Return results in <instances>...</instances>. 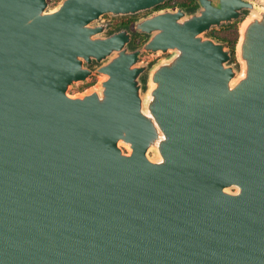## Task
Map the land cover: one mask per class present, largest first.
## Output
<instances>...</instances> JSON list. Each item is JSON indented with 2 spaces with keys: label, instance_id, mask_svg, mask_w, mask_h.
I'll return each instance as SVG.
<instances>
[{
  "label": "water",
  "instance_id": "water-1",
  "mask_svg": "<svg viewBox=\"0 0 264 264\" xmlns=\"http://www.w3.org/2000/svg\"><path fill=\"white\" fill-rule=\"evenodd\" d=\"M162 1L0 0V264H264V5L92 25Z\"/></svg>",
  "mask_w": 264,
  "mask_h": 264
},
{
  "label": "flooded vegetation",
  "instance_id": "flooded-vegetation-1",
  "mask_svg": "<svg viewBox=\"0 0 264 264\" xmlns=\"http://www.w3.org/2000/svg\"><path fill=\"white\" fill-rule=\"evenodd\" d=\"M62 0H48L51 7L58 5ZM216 5H221L224 0H211ZM261 3L257 0H247ZM202 0H163L162 2L154 5L150 9L128 14L115 15L111 12L102 14L97 20L92 22L93 26H101L102 33L105 36H111L113 34L121 33L122 35L127 34V47L131 51L139 49L144 43L149 41L155 34V31H145L139 27V22L154 16L160 11L176 10L181 11L183 16H192L198 13L202 8ZM246 14L248 10L244 11ZM183 18V17H182ZM244 17L234 19L231 22L222 24L218 27L213 26L211 29L206 31V35L221 42L230 53V61L237 66L235 47L239 37V27ZM138 60L141 65H145L146 68L141 74V80L143 82V88L147 85L149 68L159 62L161 59H165L170 56V53H157L149 50L141 51L137 54ZM99 65L96 61L88 66L91 72L86 78H83L77 84H73L69 89L70 92L82 91L96 82L99 74L95 71V68ZM151 154V152L149 153Z\"/></svg>",
  "mask_w": 264,
  "mask_h": 264
},
{
  "label": "rangeland",
  "instance_id": "rangeland-1",
  "mask_svg": "<svg viewBox=\"0 0 264 264\" xmlns=\"http://www.w3.org/2000/svg\"><path fill=\"white\" fill-rule=\"evenodd\" d=\"M257 1H259V2H261V3H258V2H255V3H257V4H260V5H264V0H257Z\"/></svg>",
  "mask_w": 264,
  "mask_h": 264
}]
</instances>
